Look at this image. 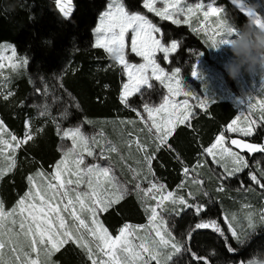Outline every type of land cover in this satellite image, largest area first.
I'll list each match as a JSON object with an SVG mask.
<instances>
[{"label":"rangeland","instance_id":"obj_1","mask_svg":"<svg viewBox=\"0 0 264 264\" xmlns=\"http://www.w3.org/2000/svg\"><path fill=\"white\" fill-rule=\"evenodd\" d=\"M226 2L246 16L252 39L262 52L253 49L242 29L228 21L221 5ZM56 6L64 18H68L73 9L72 0H57ZM140 7V12H128L121 0H109L92 31L94 45L103 49L124 72L120 102L125 104L137 96L139 104L130 119H104L100 127L116 123L117 134L122 136L117 135L116 139L128 149L142 143L143 157L136 156L135 161L145 163L143 150L147 144L161 145L177 125L185 123L197 110L213 101L232 102L239 117L236 114L226 129L229 136L239 137L244 145V155L237 159L241 169L235 171L228 165L223 152L235 146L224 144L223 134L217 142H212L208 155L203 154L204 166L215 178L218 177L213 167L224 176L230 171L229 177L234 171L239 174L248 167L244 179L234 183L232 189L244 191L249 186L264 195V137L261 144L255 142L258 151L246 149L258 140L256 132L264 136V0H141ZM152 18L186 27L201 40L205 50L186 49L176 63L172 56L182 41H165L167 30ZM126 48L132 54L131 60ZM27 63V58L18 55L13 44H0L2 97L12 95L11 81L23 74ZM155 83L163 93L157 91ZM41 92L48 94L45 89ZM46 97L33 96L28 103L36 117L48 114L55 103L63 100L61 96L54 97L59 98L58 101L51 97L46 100ZM93 121L69 120L66 128L59 132L60 158L52 170L48 173L39 167L29 174L25 192L10 208H5L0 196V264H57L54 255L68 241L85 253L90 264H192V261L222 264L218 253L214 257L219 259L212 262L187 246L190 231L183 237L176 235L171 222L178 203H182V208L177 213L191 209L196 216L201 215L193 231L215 233L229 253L235 251L233 244L239 246L248 239L257 223L264 225V204L260 206L264 198L258 205L249 202L252 207L241 202L221 215L201 200L187 201L181 196V190V194L166 192L158 182L146 180L145 175L142 180L128 181L127 170L137 173L132 161L102 128L92 129ZM28 122L26 120L25 136L17 139L0 118V181L12 171L19 150L32 136ZM137 134L142 135V139ZM247 139L254 140L247 143ZM197 164L203 166L200 162ZM147 171L150 174V168ZM188 171H182V180L191 179L198 183L191 189L202 190L199 187L202 182L193 180ZM195 174V179L203 177L202 173ZM219 189L224 190L222 182ZM127 193H136L141 199L147 225L123 226L112 236L107 228L101 227L100 215ZM146 199H153L155 203L149 204ZM207 238L202 236L199 241ZM229 239L232 242H228ZM179 256L183 260L175 262ZM226 264L264 262L252 259Z\"/></svg>","mask_w":264,"mask_h":264},{"label":"trees","instance_id":"obj_2","mask_svg":"<svg viewBox=\"0 0 264 264\" xmlns=\"http://www.w3.org/2000/svg\"><path fill=\"white\" fill-rule=\"evenodd\" d=\"M56 1L0 0V44H13L16 53L28 60L23 74L11 81L12 95L7 98L0 95V118L17 139H23L25 136V123L29 120L32 135L19 150L17 163L12 171L0 181V196L5 208H10L17 197L25 192L29 174L39 167L48 173L52 170L60 158L59 132L66 128L69 120H95L92 129L97 131V128H102L107 136L121 146L123 154L136 168V176H150L147 174L150 168V179L163 186L166 192H172L181 180L182 171L190 169L199 161L204 150L236 116L237 108L227 100L211 102L204 109L197 110L185 123L177 125L161 145L147 144L146 150H143L147 160L145 163L135 161L136 156L140 159L143 157L142 153L137 152V148L128 149L116 139V123H109L107 128L100 127L104 123L101 120L104 119H130L133 110L139 107L137 96L130 98L125 104L120 102L124 72L103 49L94 45L92 31L109 0H72L73 9L68 18H64L59 12ZM121 3L128 12L141 10V0H121ZM221 5H224L228 21L242 29L253 49L262 52V48L256 46L252 39L246 16L228 2ZM152 21L167 30L165 41H182L179 50L172 56L176 63L186 49L205 50L201 40L186 27L172 26L154 18ZM126 54L131 60L132 54L128 48ZM155 85L157 91L163 93L160 85ZM44 89L48 94L41 92ZM33 96H47L46 100L61 96L63 100L55 103L53 108H48V114L36 117L35 110L28 106ZM59 98L54 99L58 101ZM123 128L130 131L128 126ZM227 137L226 142L230 146L243 144L239 137ZM255 137H259L257 143L261 144L263 134L256 132ZM120 140L122 141V138ZM128 167L131 169L129 165ZM212 170L218 178L212 176L207 168L202 172L209 194H198L197 197L187 198V201L201 200L208 208L215 209L216 214H220L228 208L234 209V206L241 202L258 205L264 198V195L251 187L246 192L232 189L234 183L244 179L248 167L232 177L222 175L216 167ZM221 182L224 184V190L217 189ZM243 182L247 183L245 180ZM252 193L256 195V199H252ZM263 204L264 202L260 206ZM249 206L252 207L251 204ZM144 213L139 196L136 193H128L100 217L110 234L116 236L121 225L127 221L143 223L146 220ZM200 216H196L191 209L182 210L172 214L171 222L178 236L183 237L186 231H190L191 237L187 246L198 256H206L212 262L221 258L222 264L252 259L264 262V225L257 223L248 239L242 245L233 244L235 251L229 253L223 246L224 242L215 233L193 231ZM202 236L208 238L199 241ZM228 242L232 240L229 239ZM207 251L210 252L208 256ZM216 253L219 258L214 257ZM180 259L181 256L176 257L174 261ZM54 261L57 264H90L85 253L72 241L66 242L57 251ZM192 264L196 263L192 261Z\"/></svg>","mask_w":264,"mask_h":264},{"label":"crops","instance_id":"obj_3","mask_svg":"<svg viewBox=\"0 0 264 264\" xmlns=\"http://www.w3.org/2000/svg\"><path fill=\"white\" fill-rule=\"evenodd\" d=\"M100 18V17H99ZM99 20V19H98ZM237 115H238V117H239V111L237 112ZM236 115V116H237ZM236 116L228 123V125L236 118ZM187 121V120H186ZM185 121V122H186ZM239 123V120L236 122V124H238ZM227 125V126H228ZM226 126V127H227ZM226 127H225V129H224V131L221 133V134H223L224 136V138H223V141H224V144H225V142L227 141L226 139H225V136H227V135H229V132H228V129H226ZM224 132H227L228 134L226 135V134H224ZM220 135H218L216 138H215V140L213 141V143L216 141H218V137H219ZM140 137H142V135H140ZM250 142H253V140H249V139H247V143H250ZM255 142H257V140L256 141H254V144H255ZM212 143V144H213ZM212 144L210 145V146H208L205 150H204V152L202 153V155H200V157H199V162L200 163H202L203 164V166H201V167H197V166H192L190 169H188L189 171V173L191 174V178L193 179V180H196V181H199V184H200V182H202V184H201V186L199 185V187H202L203 189L202 190H196V191H193L191 188H193L194 186H196V185H198V183H196V182H194V181H192L191 179L189 180L188 179V182H185V180H182V176H183V174L181 175V180H180V182H179V184L175 187V189L172 191V192H176V191H178L179 193H180V190L183 192V194H181V196L185 199L186 198V200H187V198H189V197H197V195L198 194H203V195H205V194H209V190L206 188V186H207V181L205 180V178L204 177H199L198 179L196 178H194V176H193V174H195V172H197V174L198 173H202V172H204V170H206V168H205V166H204V157H203V154L204 155H208V154H206L207 153V151H208V149L212 146ZM253 144V143H252ZM252 145V146H250L249 148H247L246 147V149H247V151H251V150H253V151H258V150H256V148H258L257 146H256V144L255 145ZM125 146H126V144H125ZM128 148V147H127ZM137 152H139L140 154L142 153V143L141 144H137ZM223 155H224V157H226L227 158V160H228V165L231 167V169H234L235 171H238L239 169H241V167H238V161L239 160H237V159H239V157L240 156H243L244 154L242 153V150H238V149H236L235 147H233L232 149H228V152H223ZM139 169H141V168H139ZM213 171V170H212ZM233 172V174H236V172ZM127 173H126V175H125V178L128 180V181H132V180H134V182H136L137 180H142V174L141 175H138V176H136V174H134L133 173V171L132 170H127L126 171ZM214 172V171H213ZM215 173V172H214ZM197 174H195L196 176H197ZM225 176H227V177H229L228 175L229 174H231V172L230 171H226L225 172ZM148 175H150V176H148V177H146V180H152V179H150V177H151V174H148ZM231 176V175H230ZM215 177V176H214ZM202 180H201V179ZM179 188H182V189H179ZM218 188H220V187H217V189ZM249 191V186L247 187V189L246 190H244V192H246V191ZM128 194V193H127ZM186 196V197H185ZM252 199H256L255 197H256V195L254 194V193H252ZM119 201H121V200H119ZM119 201H113L107 208H106V210L108 209V208H110L112 205H114V204H116V203H118ZM146 202L147 203H149V204H152V203H155L154 202V200L153 199H151V200H146ZM182 208V203H178V204H176V206H175V209H176V212H177V210L178 209H181ZM220 214L222 215L223 214V212H220ZM100 223H101V227L102 228H107L106 227V224H104L103 222H102V220H101V218H100ZM133 225L134 227H137V228H141L142 226H146L147 225V223H146V221H144L143 223L141 222V221H139V222H132V221H127V222H125V223H123L122 225H121V227H123V226H127V225ZM99 227V226H98ZM119 232V231H118ZM118 234V233H117Z\"/></svg>","mask_w":264,"mask_h":264},{"label":"water","instance_id":"obj_4","mask_svg":"<svg viewBox=\"0 0 264 264\" xmlns=\"http://www.w3.org/2000/svg\"><path fill=\"white\" fill-rule=\"evenodd\" d=\"M235 146V148L236 149H238V150H242V147L244 146L243 144L241 145V144H236V145H234Z\"/></svg>","mask_w":264,"mask_h":264},{"label":"clouds","instance_id":"obj_5","mask_svg":"<svg viewBox=\"0 0 264 264\" xmlns=\"http://www.w3.org/2000/svg\"><path fill=\"white\" fill-rule=\"evenodd\" d=\"M198 162H199V161H198ZM198 162H196V163L194 164V166L201 167V166H199V165L197 164ZM200 165H202V163H201Z\"/></svg>","mask_w":264,"mask_h":264},{"label":"built area","instance_id":"obj_6","mask_svg":"<svg viewBox=\"0 0 264 264\" xmlns=\"http://www.w3.org/2000/svg\"><path fill=\"white\" fill-rule=\"evenodd\" d=\"M105 255V254H104ZM106 256V255H105Z\"/></svg>","mask_w":264,"mask_h":264}]
</instances>
